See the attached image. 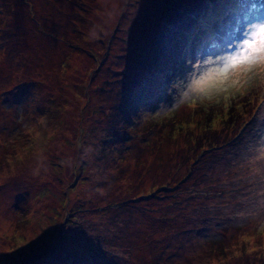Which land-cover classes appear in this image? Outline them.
<instances>
[{
  "label": "rangeland",
  "instance_id": "obj_1",
  "mask_svg": "<svg viewBox=\"0 0 264 264\" xmlns=\"http://www.w3.org/2000/svg\"><path fill=\"white\" fill-rule=\"evenodd\" d=\"M152 1L0 0V264H264L257 81L180 103L264 0H214L172 84Z\"/></svg>",
  "mask_w": 264,
  "mask_h": 264
},
{
  "label": "snow or ice",
  "instance_id": "obj_2",
  "mask_svg": "<svg viewBox=\"0 0 264 264\" xmlns=\"http://www.w3.org/2000/svg\"><path fill=\"white\" fill-rule=\"evenodd\" d=\"M229 49L225 55L209 62L214 66L206 67L202 74L191 79L180 103L190 101L194 104L197 100L211 99L214 94L227 91L230 87L239 91L244 85L257 81L264 105V17L250 23L238 42L229 44ZM229 98L225 96V100ZM240 167L259 184L260 205L264 209V132L247 146ZM260 227L264 230V218Z\"/></svg>",
  "mask_w": 264,
  "mask_h": 264
},
{
  "label": "trees",
  "instance_id": "obj_3",
  "mask_svg": "<svg viewBox=\"0 0 264 264\" xmlns=\"http://www.w3.org/2000/svg\"><path fill=\"white\" fill-rule=\"evenodd\" d=\"M152 2L155 3V0ZM212 2L214 0H162L157 5L155 3V9L150 5L149 13L152 18L155 17L156 13L160 14V18L157 20L160 24L157 26L156 33L157 38L162 40L164 44L162 49L155 53L152 63L156 66L162 65L165 67L163 73L165 80L168 69L173 71V74L169 75L170 80L167 78V83L176 82L180 71L184 70L186 65L185 61L180 58V51L189 41L193 25L200 19L203 20L209 11L208 6ZM175 122L173 120L171 123L174 124ZM185 127L186 125L181 128ZM127 136L128 138L131 137L130 134H127ZM158 216L164 217L161 214Z\"/></svg>",
  "mask_w": 264,
  "mask_h": 264
},
{
  "label": "bare ground",
  "instance_id": "obj_4",
  "mask_svg": "<svg viewBox=\"0 0 264 264\" xmlns=\"http://www.w3.org/2000/svg\"><path fill=\"white\" fill-rule=\"evenodd\" d=\"M185 56V55H184Z\"/></svg>",
  "mask_w": 264,
  "mask_h": 264
}]
</instances>
